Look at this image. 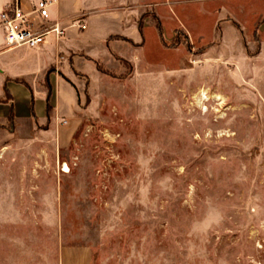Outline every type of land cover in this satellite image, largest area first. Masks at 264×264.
I'll use <instances>...</instances> for the list:
<instances>
[{
	"label": "rangeland",
	"instance_id": "rangeland-1",
	"mask_svg": "<svg viewBox=\"0 0 264 264\" xmlns=\"http://www.w3.org/2000/svg\"><path fill=\"white\" fill-rule=\"evenodd\" d=\"M128 8L139 46L49 53L77 111L0 159V264H264V0Z\"/></svg>",
	"mask_w": 264,
	"mask_h": 264
},
{
	"label": "crops",
	"instance_id": "crops-1",
	"mask_svg": "<svg viewBox=\"0 0 264 264\" xmlns=\"http://www.w3.org/2000/svg\"><path fill=\"white\" fill-rule=\"evenodd\" d=\"M19 1L23 12L30 13L40 0ZM46 1L50 2L48 17L33 14L31 20L42 28L59 23L65 30L60 45L92 48L131 42L139 46L143 40L140 26L128 19L136 13L128 8V0ZM143 1L133 0L138 4ZM12 3L13 0H0V13ZM256 32L264 33V21L257 24ZM60 45L50 38L37 48H20L19 53H16L19 49L0 52V159L14 158L19 153L17 150H27L41 139L63 147L71 135L67 124L60 122L71 119L77 111L76 91L56 68L45 71L51 59L49 53ZM45 49L48 53H44ZM35 51H41V55H34ZM3 171L0 167V174ZM18 172L26 177L32 169ZM60 252L61 264H86L84 249L63 248Z\"/></svg>",
	"mask_w": 264,
	"mask_h": 264
},
{
	"label": "built area",
	"instance_id": "built-area-1",
	"mask_svg": "<svg viewBox=\"0 0 264 264\" xmlns=\"http://www.w3.org/2000/svg\"><path fill=\"white\" fill-rule=\"evenodd\" d=\"M50 2L40 0L30 13L23 12L20 1L13 3L0 13V52H8L20 48H37L47 37L58 43L65 36V30L59 23L42 28L31 20L33 14L47 18ZM84 29V26H80Z\"/></svg>",
	"mask_w": 264,
	"mask_h": 264
},
{
	"label": "bare ground",
	"instance_id": "bare-ground-1",
	"mask_svg": "<svg viewBox=\"0 0 264 264\" xmlns=\"http://www.w3.org/2000/svg\"><path fill=\"white\" fill-rule=\"evenodd\" d=\"M202 98H203V96H202ZM217 100H221V97H218V98H216ZM199 101H201V98L199 99ZM61 167H62V172L64 173V174H68L69 173V169H68V166L67 165H61Z\"/></svg>",
	"mask_w": 264,
	"mask_h": 264
},
{
	"label": "trees",
	"instance_id": "trees-1",
	"mask_svg": "<svg viewBox=\"0 0 264 264\" xmlns=\"http://www.w3.org/2000/svg\"><path fill=\"white\" fill-rule=\"evenodd\" d=\"M236 26V24H234ZM46 109H47V113H49L50 111V107H49V104H48V98H47V101H46ZM10 119H12V116H10Z\"/></svg>",
	"mask_w": 264,
	"mask_h": 264
}]
</instances>
